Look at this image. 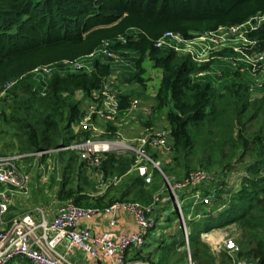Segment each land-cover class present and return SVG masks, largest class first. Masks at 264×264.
I'll return each mask as SVG.
<instances>
[{
    "label": "trees",
    "instance_id": "trees-1",
    "mask_svg": "<svg viewBox=\"0 0 264 264\" xmlns=\"http://www.w3.org/2000/svg\"><path fill=\"white\" fill-rule=\"evenodd\" d=\"M258 15H264V0H0V156L32 158L59 150L40 157L43 161L54 157L60 166V181L52 180L58 200L98 209L116 202L156 209V198L162 192L168 194V184L174 186L198 170L227 175L242 164L244 175L237 189L222 181L177 194L188 243L169 197V215L160 229L171 232L164 233L146 261L264 264V83L259 93L252 92L248 66L225 74L216 87L207 77H198L226 55L237 56L232 50L211 53L207 62L199 63L191 54L156 46L167 33L194 40L220 28L243 25ZM248 37L257 42L254 50L264 51V23L249 31ZM106 46L139 55L134 61L136 71L127 80L130 84L146 89V58L161 70L151 105L155 113H165L171 152L161 163L163 174L154 171L150 185L134 170V155L105 154L98 181L90 178L79 153L60 150L89 138L77 127L84 105L113 76L108 60L96 59L90 72H55L44 81L34 76L38 69L62 67L66 62L73 65ZM250 49L247 55L253 53ZM119 93L124 117L132 100L142 98L133 90ZM142 100L146 102L147 97ZM109 129L107 138L115 140L117 129ZM159 155L150 153L155 161ZM96 181L107 186L101 195ZM115 181L121 182L117 195L112 194ZM199 190L204 197L214 191L210 205L195 203ZM155 219L153 230L161 218ZM232 225L238 251L215 253L202 236ZM9 264L32 263L17 258Z\"/></svg>",
    "mask_w": 264,
    "mask_h": 264
},
{
    "label": "built area",
    "instance_id": "built-area-1",
    "mask_svg": "<svg viewBox=\"0 0 264 264\" xmlns=\"http://www.w3.org/2000/svg\"><path fill=\"white\" fill-rule=\"evenodd\" d=\"M263 23L264 15H258L243 25L220 28L215 33L194 40H186L179 34L167 33L157 42L156 46L161 49H171L180 54L185 53L184 55L191 54L195 61L203 63L209 60L211 53L222 51H217V47L230 37L238 36L244 43L240 49H236L235 53L237 56L243 55L250 72H257L264 67V51L254 50L257 42L250 40L248 32L258 30ZM122 42L125 43V40L123 39ZM249 48L253 50L251 55L246 53ZM103 49L107 50L104 52L107 58L119 59L117 53L120 52L111 51L108 46ZM199 54L201 56L209 54V58L199 60L197 59L200 57ZM65 64L75 67L76 71L86 68L81 65L80 61L73 65L68 62ZM35 74L51 78L53 68H41L36 70ZM208 75L209 72L199 74L198 77L205 78ZM119 95L112 80L102 90L94 93L93 99L84 105V116L77 127L78 132L87 134L89 138L83 143L60 150L79 153L82 160L87 163L93 177L98 180H101L98 169L102 165L105 154L129 153L136 157L134 170L147 185H150L154 171L162 173L161 163L152 159L150 153L168 154L171 152L170 132L167 128L161 129L154 124H149L152 123L155 112L152 105L145 104L141 99H133L125 111V116L122 117ZM138 118H142V123L144 122L143 131L136 138L130 136L132 138L130 139L127 137L131 129L130 122ZM111 127L117 129L115 140L107 138L111 134L109 129ZM120 139L123 141H119ZM124 142L134 143L135 146ZM57 151L59 150L40 152L35 156L42 157ZM27 157V155L0 156V264H9L17 258H25L32 264H95L73 260V255L78 251L92 259L117 256L118 260L115 264H149L146 260L127 261V257L131 252L140 251L146 246L149 233L156 226L154 206L116 202L106 209H98L79 207L73 201H65L58 204L51 221L47 220L46 212L42 208L36 210L37 218L33 215L35 211H32L8 221V215L16 199L25 198L30 193V177L22 173L20 169V163ZM215 180L216 178L210 173L198 170L190 173L188 177L175 183L174 186L168 184L171 199L183 223L177 194L200 189L216 182ZM214 194V191H210L204 197L198 191L193 198L195 203L202 202L204 205H210ZM156 202H160L159 197L156 198ZM120 211L133 217L137 224L136 232L119 237L112 231H106L93 236L89 229L81 225L98 215H105L108 217L109 227L113 228L116 225V215ZM185 236L188 243L187 233ZM218 250L220 248H216L217 252ZM224 250L237 252L238 248L236 243L230 239L224 243Z\"/></svg>",
    "mask_w": 264,
    "mask_h": 264
},
{
    "label": "rangeland",
    "instance_id": "rangeland-1",
    "mask_svg": "<svg viewBox=\"0 0 264 264\" xmlns=\"http://www.w3.org/2000/svg\"><path fill=\"white\" fill-rule=\"evenodd\" d=\"M244 41L240 39L238 36H232L230 37L226 42H224L221 46L217 47V51L219 50H232L236 51V49H240L243 45ZM106 49H103L101 51H98L96 55L93 58H85L80 60L81 65H84L86 68L85 70L91 71L93 67V63L96 59H106L111 63L112 70H113V76L111 80L114 83V88L118 92H127V91H135V96L141 97L144 99V96L147 97V101L145 104L151 105L153 103L152 101V93L155 92L158 89L159 83H160V76H161V70L155 69L152 62L149 60V58H146L143 62V68L146 70L145 78L148 80L147 87L144 89L143 87H140L137 84H130L127 82L128 78L132 76V74L136 71V65H135V59L139 58V55L134 52H127V53H117L119 59L118 60H112L106 57ZM185 54V53H181ZM203 55V53H202ZM237 55V54H236ZM197 57L199 60H204L209 58V54L207 56H201ZM217 69L210 70L209 73L212 75L206 76L208 80H212L211 82L216 86L219 85V80H222L223 76L235 69H237L239 66H247L246 60L244 59L243 55L235 56L233 54H228L223 59H219L216 61ZM221 64L224 66L220 67ZM117 65L124 66V68H117ZM220 65V66H219ZM122 69V70H121ZM76 68L72 67L68 64H63L62 67L53 68V74L55 72L66 74L69 72H75ZM35 77L38 79H42L43 81L47 78L42 77L41 75L34 74ZM248 80L252 89V92L255 94L259 93L261 91V85L264 83V69L257 72H249L248 73ZM49 79V78H48ZM223 83V82H222ZM138 99V98H137ZM141 99V100H142ZM164 115L165 113H155V115ZM142 120V118H139ZM163 126H167V122ZM161 129H165L166 127H158ZM138 137V136H137ZM8 138V137H7ZM136 138V137H134ZM132 139V138H130ZM119 141H123V139H120ZM128 145L134 144L129 142H124ZM135 146V144H134ZM3 149V146L1 147ZM123 152V151H122ZM54 153V152H52ZM51 153V154H52ZM131 154L129 153H123L120 156H125ZM248 159H246V162ZM149 166H151L149 164ZM20 169L22 173L28 175L30 177V193L28 196L22 199V205L21 209L14 211L13 218L19 217L21 215L27 214L29 212L35 211L33 213L34 217L37 218V212L36 210L39 208H42L45 210V212L48 211V206L51 202H54L58 200L57 198V187L52 188V180L53 178L56 179V181H60L61 179V171L60 166L58 163L55 162L54 157L48 156V158L45 159V161L42 160L40 157H32V158H26L25 160L20 163ZM138 173V172H137ZM139 175V174H138ZM211 175H213L216 178V182H222L225 181L228 183L231 187L234 189H237L240 186L241 178L244 175V171L242 170V164H239L236 166L235 170L228 173L227 175H224L220 172H213ZM94 175L90 172V178L94 179ZM99 181V180H98ZM96 181V182H98ZM99 183V182H98ZM101 183V182H100ZM98 184V193L99 195L103 194L106 191L107 186H102L101 184ZM121 185V182L115 181V185L113 186L112 194L117 195L118 189ZM200 194H203L201 190H199ZM159 195V205L156 206L154 217L158 218L160 217V222H158V226L153 231H159L161 235L163 236L164 233H169L171 230H162L160 229L163 225V221L168 217L169 215V205L167 200L169 197H171V194L168 191ZM180 195V193H179ZM173 206V202L171 204ZM152 231V232H153ZM236 227L235 226H229L225 229L220 230H214L206 235H203L202 238L206 239L208 243L213 248V251L217 254H220L222 251H224V243L230 239H232L235 242V238H237L236 235ZM216 248H220L216 251Z\"/></svg>",
    "mask_w": 264,
    "mask_h": 264
},
{
    "label": "crops",
    "instance_id": "crops-1",
    "mask_svg": "<svg viewBox=\"0 0 264 264\" xmlns=\"http://www.w3.org/2000/svg\"><path fill=\"white\" fill-rule=\"evenodd\" d=\"M215 63L212 65V68L210 70L216 71L217 66ZM222 66H224V65L221 64L220 67H222ZM119 67L124 68V66L117 65V68H119ZM210 81H212V80H210ZM223 81H224L223 79L219 80V85H220V83L222 84ZM165 122H166V119H165L164 115H157L156 114L152 120V123L155 126L167 128V126H163L165 124ZM130 124H131L130 125L131 129L129 130L127 137H129V138H131L130 136L137 137L138 135H140L142 133V131H143L142 120H140L138 118L136 121L130 122ZM168 158H169V155L161 153V155H159L158 162L163 163ZM22 199H23L22 197H18L16 199L14 206L11 207V213L8 215V221H11L13 219L14 211L21 209V205L23 203ZM60 203H61V201L56 200V201L51 202L49 204L48 211L46 212V217H47L48 221L53 220L57 206ZM81 225H82V227H86L87 229H89L93 236L100 235L101 233L106 232V231H112V233H114L116 236L120 237V236H124V235H130V234L137 231V224H136L135 220L133 219V217H131L128 213L123 212V211L118 212V214L116 215V225L113 228L109 227L108 217L105 215H98V216L94 217V219L87 221V222H84ZM152 231L149 233L147 244L144 247V249H142L140 251L131 252V254H129L127 257V261L147 260L150 257V255H152V253L158 247L160 241H162L161 233H159V231H157V232L156 231L152 232ZM186 232H187V230H186ZM72 258H73V260H76V261L80 260V261H85L87 263H95V264H115L116 261L118 260L117 256H114L112 258L103 257L100 259H92V258L84 255L83 253L79 252V251L77 253H75Z\"/></svg>",
    "mask_w": 264,
    "mask_h": 264
},
{
    "label": "water",
    "instance_id": "water-1",
    "mask_svg": "<svg viewBox=\"0 0 264 264\" xmlns=\"http://www.w3.org/2000/svg\"><path fill=\"white\" fill-rule=\"evenodd\" d=\"M173 206L175 207V204H174V202H173ZM181 224H182V227H183V229H184V233H185V235H186V226L184 225V223L181 221Z\"/></svg>",
    "mask_w": 264,
    "mask_h": 264
}]
</instances>
